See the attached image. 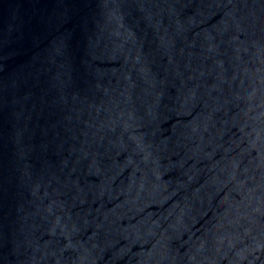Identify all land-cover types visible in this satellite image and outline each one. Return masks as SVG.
Instances as JSON below:
<instances>
[{
    "label": "water",
    "instance_id": "obj_1",
    "mask_svg": "<svg viewBox=\"0 0 264 264\" xmlns=\"http://www.w3.org/2000/svg\"><path fill=\"white\" fill-rule=\"evenodd\" d=\"M0 264H264V0H0Z\"/></svg>",
    "mask_w": 264,
    "mask_h": 264
}]
</instances>
